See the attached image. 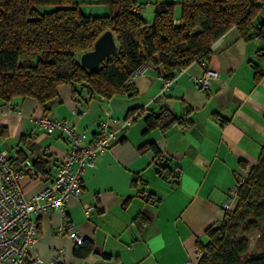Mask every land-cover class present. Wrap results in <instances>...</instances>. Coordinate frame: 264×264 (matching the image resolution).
I'll list each match as a JSON object with an SVG mask.
<instances>
[{
	"label": "crops",
	"instance_id": "obj_1",
	"mask_svg": "<svg viewBox=\"0 0 264 264\" xmlns=\"http://www.w3.org/2000/svg\"><path fill=\"white\" fill-rule=\"evenodd\" d=\"M83 9L93 16L111 11L107 5ZM263 51L262 36L244 39L232 27L214 43L208 61L177 72L167 89L160 73L148 66L134 78L132 96H91L62 84L49 113L32 98L0 101V151L22 158L38 150L45 153L36 163L38 178L23 181L28 198L54 179L69 148L61 132L46 133L36 118H61L85 133L87 144L101 122L115 127L138 112L111 140L110 149L85 169L82 195L68 202L69 218L88 252L81 254L67 234L57 233L61 215L52 210L39 216V239L24 264H51L58 252L59 264H183L192 258L198 242L209 241L207 230L223 221L230 187L257 164L264 146ZM207 68L218 79L205 91L195 79ZM164 110L180 118L187 115L191 123L148 128L147 117ZM164 162L167 176L158 171ZM236 201L231 199L229 209ZM86 204L94 206L89 216Z\"/></svg>",
	"mask_w": 264,
	"mask_h": 264
},
{
	"label": "trees",
	"instance_id": "obj_2",
	"mask_svg": "<svg viewBox=\"0 0 264 264\" xmlns=\"http://www.w3.org/2000/svg\"><path fill=\"white\" fill-rule=\"evenodd\" d=\"M97 3L109 6L110 13L86 14L74 0H0L2 103L15 97L32 98L49 113L59 101L62 84L91 96H132L136 92L130 78L143 65L171 79L196 61H208L214 43L232 27L244 39L264 38V0H181L179 20L176 2L161 1L152 21L137 9L139 0ZM48 5L54 9L42 10ZM107 30L113 32L118 50L98 70H88L80 56ZM146 122L148 128L165 129L191 120L164 110L160 115L150 114ZM158 171L169 175L167 162L160 163ZM263 228L264 146L239 188L235 206L226 210L219 225L207 230V243L198 242L202 256L197 264H264V250L252 253L250 240ZM78 246L81 254L88 252L84 242Z\"/></svg>",
	"mask_w": 264,
	"mask_h": 264
},
{
	"label": "built area",
	"instance_id": "obj_3",
	"mask_svg": "<svg viewBox=\"0 0 264 264\" xmlns=\"http://www.w3.org/2000/svg\"><path fill=\"white\" fill-rule=\"evenodd\" d=\"M147 66H141L130 78L143 75ZM180 69L178 72H181ZM162 77L163 89L169 88L173 79ZM218 79V73L207 68L202 76L195 79L201 89L207 91ZM138 112L131 113L115 127L107 121L101 122L95 138L85 144V133L79 132L61 118L43 115L35 122L48 134L61 132L68 140L62 161L57 166L56 176L42 190L28 198L23 189V181L35 180L39 176L37 161L44 156L43 150L27 157L0 151V264H24L39 239L40 215L58 210L61 223L58 234H67L76 245H82L84 238L70 220L67 205L71 198L79 197L84 191L82 174L87 167L95 165L96 159L105 154L111 146V140L123 133L132 124ZM249 170L242 172L238 180L230 187V196L224 201L223 208L229 209L231 199L237 197L239 188L247 178ZM94 206L86 204L85 212L89 216ZM202 256L200 249L183 264H197ZM60 252L56 253L51 264H59ZM37 262H41L37 258Z\"/></svg>",
	"mask_w": 264,
	"mask_h": 264
},
{
	"label": "rangeland",
	"instance_id": "obj_4",
	"mask_svg": "<svg viewBox=\"0 0 264 264\" xmlns=\"http://www.w3.org/2000/svg\"><path fill=\"white\" fill-rule=\"evenodd\" d=\"M76 3H80V7L82 8L83 12L86 13L83 9V7L87 8L88 11H91L94 6L100 7L101 5L97 3L98 0H74ZM164 0H139V5L141 6V11L144 15V17L150 20H153L155 17V7L158 2H161ZM176 2L175 7V15L180 16L181 13V0H169ZM54 9L53 6H45L42 8V10L50 11ZM147 19V20H148ZM251 240V252H259L264 250V228L260 231L253 233L250 237Z\"/></svg>",
	"mask_w": 264,
	"mask_h": 264
},
{
	"label": "water",
	"instance_id": "obj_5",
	"mask_svg": "<svg viewBox=\"0 0 264 264\" xmlns=\"http://www.w3.org/2000/svg\"><path fill=\"white\" fill-rule=\"evenodd\" d=\"M117 50V40L113 32L107 30L99 36L91 50L81 54L80 62L88 70L96 71L100 68L101 63Z\"/></svg>",
	"mask_w": 264,
	"mask_h": 264
}]
</instances>
